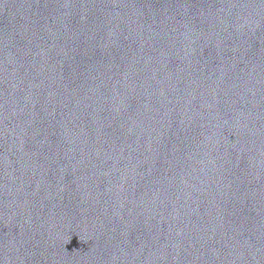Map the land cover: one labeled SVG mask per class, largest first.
<instances>
[{"label":"water","instance_id":"1","mask_svg":"<svg viewBox=\"0 0 264 264\" xmlns=\"http://www.w3.org/2000/svg\"><path fill=\"white\" fill-rule=\"evenodd\" d=\"M0 264H264V0H0Z\"/></svg>","mask_w":264,"mask_h":264}]
</instances>
